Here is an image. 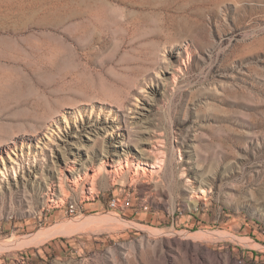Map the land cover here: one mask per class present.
Masks as SVG:
<instances>
[{
    "label": "rangeland",
    "instance_id": "obj_1",
    "mask_svg": "<svg viewBox=\"0 0 264 264\" xmlns=\"http://www.w3.org/2000/svg\"><path fill=\"white\" fill-rule=\"evenodd\" d=\"M0 264H264V0H0Z\"/></svg>",
    "mask_w": 264,
    "mask_h": 264
},
{
    "label": "bare ground",
    "instance_id": "obj_2",
    "mask_svg": "<svg viewBox=\"0 0 264 264\" xmlns=\"http://www.w3.org/2000/svg\"><path fill=\"white\" fill-rule=\"evenodd\" d=\"M103 124L104 125H102V128H99V129H102L101 130L102 132L101 133L97 132L98 134L100 133L103 136V139L105 140V144H106L105 149H104V153L100 157V165L101 166H104V167L111 166L112 168H115L116 171H118V170L121 171V170H124V169L130 167V164H128L129 158L132 161L131 163L136 165V170L134 171L135 174H138V170L146 171L150 167L154 168L155 166H158V165H156L159 161V160H157L158 155L155 152H153L154 145L151 146L150 142H149L150 145L149 144L147 145V143H148L147 142L145 144H142V146H140L137 149L138 154L143 156V157H141L142 159L138 158L137 153H133L132 155H130V152L127 150V146L125 143V139H127V134L125 133V130L123 129L125 127L121 123H115L113 120L111 121V120H108L107 118L104 120ZM80 149L81 148H79L78 145H74V147L71 148L70 152H71L73 157H72L71 161L69 159L64 161V164L61 165L62 171H68L70 173H73L77 168V164H80L81 167L84 164L83 166H85V169H87V170H90L91 168L94 167L93 165H90V164L85 165V162L83 164H81L82 160L78 156L79 155L78 151ZM57 150H58L57 152L59 153L60 150L59 149H57ZM153 158L154 159L156 158L155 159L156 161L151 163V160H153ZM11 159L13 160V157ZM12 160H11V162H12ZM61 170H60V172H62ZM87 174H88V171H86V175ZM200 191L205 193L206 189L201 188ZM70 225L75 226L74 223H71ZM63 227L68 228L70 226H68V224H66V225H63ZM59 229H62V227H58L57 229H55V232H54V230L51 229L52 232H48V230H46V232H39V233L32 234V235L28 236L27 238H23L22 241L24 242V244H27V245L34 244L38 241H41L44 237H46L50 234H53V232L56 233L57 230H59ZM51 237H52V235H51ZM245 241L246 240L243 239L242 242H244V245H247L248 243L246 244Z\"/></svg>",
    "mask_w": 264,
    "mask_h": 264
},
{
    "label": "built area",
    "instance_id": "obj_3",
    "mask_svg": "<svg viewBox=\"0 0 264 264\" xmlns=\"http://www.w3.org/2000/svg\"><path fill=\"white\" fill-rule=\"evenodd\" d=\"M130 200H128L126 197H121V196H114L111 200V208L116 210V209H120V208H124V207H127L130 205ZM72 208H73V211L75 210L74 209V205H71Z\"/></svg>",
    "mask_w": 264,
    "mask_h": 264
}]
</instances>
